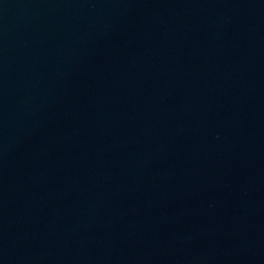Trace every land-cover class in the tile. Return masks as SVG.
<instances>
[{"label": "water", "instance_id": "1", "mask_svg": "<svg viewBox=\"0 0 264 264\" xmlns=\"http://www.w3.org/2000/svg\"><path fill=\"white\" fill-rule=\"evenodd\" d=\"M0 264H264V0H0Z\"/></svg>", "mask_w": 264, "mask_h": 264}]
</instances>
